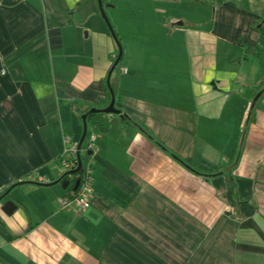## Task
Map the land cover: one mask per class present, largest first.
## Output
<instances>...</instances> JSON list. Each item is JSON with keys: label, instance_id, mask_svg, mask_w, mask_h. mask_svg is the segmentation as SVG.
<instances>
[{"label": "crops", "instance_id": "0c3cea01", "mask_svg": "<svg viewBox=\"0 0 264 264\" xmlns=\"http://www.w3.org/2000/svg\"><path fill=\"white\" fill-rule=\"evenodd\" d=\"M101 2L118 136L97 0H0V264H264V0Z\"/></svg>", "mask_w": 264, "mask_h": 264}, {"label": "built area", "instance_id": "2783aa9c", "mask_svg": "<svg viewBox=\"0 0 264 264\" xmlns=\"http://www.w3.org/2000/svg\"><path fill=\"white\" fill-rule=\"evenodd\" d=\"M126 74L125 71H123ZM94 139L91 138L87 151L94 152ZM79 149L77 147H72L67 149L60 157V162L63 169L66 172H73L77 169ZM78 194L75 197H68L59 200V205L65 210H75L78 215L85 213L91 206L90 200L94 195L93 191V179L92 172L90 168H84L83 179L80 182Z\"/></svg>", "mask_w": 264, "mask_h": 264}, {"label": "water", "instance_id": "95a60500", "mask_svg": "<svg viewBox=\"0 0 264 264\" xmlns=\"http://www.w3.org/2000/svg\"><path fill=\"white\" fill-rule=\"evenodd\" d=\"M98 2V8H99V12H100V15L101 17L103 18V20L106 22V24L108 25L109 29H110V33H111V36L114 38L115 42L117 43L118 45V49H119V57H118V60L115 62L114 66L112 67L110 73H109V76H108V81H107V84H108V88H109V92L111 94V104L109 106V108L107 110H104V111H98V110H91L89 113H87L85 116L82 117V122L84 124V130H85V133L87 131V124H86V121L87 119L89 118V116H97V115H107V116H118L120 113L118 111H116L115 109V97L113 95V92L111 90V87H110V79H111V76L113 74V72L115 71V69L117 68L119 62H120V59H121V56H122V51L120 49V45L118 44L117 40H116V37H115V34L109 24V21L107 20V17L105 15V8L101 2V0H97ZM264 93V90L263 92L259 93L254 101H253V105H252V108L256 105V103L258 102V100L260 99V97L263 95ZM83 143V142H82ZM82 145V144H81ZM81 145L79 146V154H78V157H77V160H78V169L74 172H71L70 175H77L79 174L81 171H82V162H81V159H80V149H81ZM171 155V154H170ZM171 157L177 161L178 163H181L182 162L180 160H178L177 158H175L174 156L171 155ZM188 168V167H187ZM188 170H190L188 168ZM192 172V170H191ZM80 185V181H77L76 183V188H75V191H77L78 187ZM14 208V205L13 203H8L6 206H5V210L6 211H9L11 209Z\"/></svg>", "mask_w": 264, "mask_h": 264}, {"label": "trees", "instance_id": "16d2710c", "mask_svg": "<svg viewBox=\"0 0 264 264\" xmlns=\"http://www.w3.org/2000/svg\"><path fill=\"white\" fill-rule=\"evenodd\" d=\"M119 68V67H118ZM113 92V91H112ZM114 93V92H113ZM110 104H111V102H110ZM110 106V105H109ZM109 106L107 107V108H105V109H101V110H106V109H108L109 108ZM116 111H118V110H116ZM120 114L118 115V116H116V118H114V119H110V120H108L107 118H105V117H103V115H101V117H99L98 116V118H99V124H101V127L103 128V130L105 131V132H109L111 129V131L110 132H112L115 136H118V135H120L121 133H122V131L126 128V127H130V126H132L133 125V121L127 116V115H125V114H122L120 111H118ZM142 131V130H141ZM144 134L146 135V132H144ZM147 136V135H146ZM89 138L90 137H87V141L89 140ZM85 152H88L87 151V148H86V151ZM80 156H81V154H80ZM77 169H78V165H77ZM76 169V170H77ZM75 170V171H76ZM74 172V171H73ZM70 174V173H69ZM83 174H84V166H82V171L79 173V174H77V175H75V176H77V178H76V180L74 181V182H72V184H71V186H72V192H73V194L72 195H70V197H75L77 194H78V189H77V191H75V183L77 182V181H82V179H83ZM65 177H68V174H67V176H65Z\"/></svg>", "mask_w": 264, "mask_h": 264}, {"label": "rangeland", "instance_id": "374dc122", "mask_svg": "<svg viewBox=\"0 0 264 264\" xmlns=\"http://www.w3.org/2000/svg\"><path fill=\"white\" fill-rule=\"evenodd\" d=\"M120 70V68H117V71L116 72H118ZM114 77H115V75H114ZM253 105V104H252Z\"/></svg>", "mask_w": 264, "mask_h": 264}]
</instances>
